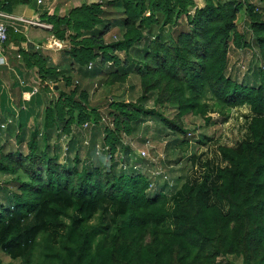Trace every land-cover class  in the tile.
I'll list each match as a JSON object with an SVG mask.
<instances>
[{
    "label": "trees",
    "instance_id": "obj_1",
    "mask_svg": "<svg viewBox=\"0 0 264 264\" xmlns=\"http://www.w3.org/2000/svg\"><path fill=\"white\" fill-rule=\"evenodd\" d=\"M6 2L0 7L10 12L11 0ZM242 10L249 27L244 31L237 23ZM42 16L52 26L50 34L67 43L59 64L41 46L23 49L27 39L15 29L9 28L4 43L10 64L32 77L36 71L35 85L59 95L46 99L27 154L12 143L8 150L0 147V173L14 183L10 205L0 203V250L21 264H217L229 256L242 257L243 264H264V0H204L202 7L195 0H101L64 15ZM182 17L186 22L174 29ZM114 29L119 36L108 40ZM255 46L262 63L258 74L241 81L228 75L231 48ZM85 68L100 85L113 87L139 75L142 90L136 101L109 102L112 126L91 103L90 86L75 83V76L83 80ZM62 83L73 88L63 89ZM246 105L258 113L249 125L251 140L218 147L228 164L218 168L213 193L227 203V212L209 202V176L185 183V196L170 208L168 195L179 179L173 187L165 182L153 189L158 178L135 168L128 156L127 169L113 162L122 132L139 133L147 117L158 119L174 136L185 135L177 141L182 148L190 141L186 115L209 128L225 123L232 107ZM157 106L172 108L175 117ZM90 123L103 128L108 153L100 154L95 137L90 146L100 162L109 155V167L58 162L49 150L51 136H68L74 125ZM13 129L8 123L0 134L8 139ZM18 129L20 143L23 125ZM213 140L203 135L198 143Z\"/></svg>",
    "mask_w": 264,
    "mask_h": 264
},
{
    "label": "rangeland",
    "instance_id": "obj_2",
    "mask_svg": "<svg viewBox=\"0 0 264 264\" xmlns=\"http://www.w3.org/2000/svg\"><path fill=\"white\" fill-rule=\"evenodd\" d=\"M99 1L101 0H53V3L59 5L57 13L64 15L72 7ZM195 1L200 7L204 5V0ZM254 1L258 3V0ZM193 11L194 10L191 12ZM247 20L248 18L242 10L237 20L240 31H244L249 28ZM185 22V17L180 18L177 23L178 25H176L174 29H177ZM171 31H173V28ZM115 35L119 36V31L117 29H114L112 32L107 34L106 37L108 40H111L115 38ZM251 35L252 32L249 33V37H251ZM57 42L59 43L55 37H52L49 42H47V45L45 46L46 48H41L43 53L49 56L55 64H59L61 62L62 57H64L63 51L67 47V43H64V47L59 48L57 46ZM134 53L135 51L133 54ZM229 57L227 74L237 77L240 81L245 75H257L258 68L262 67L258 48L256 46L254 48L244 47L241 49L232 47ZM33 75L35 78L37 77L36 71L33 72ZM80 75H82L83 80H81L79 76H75V83H77V80H80V85L90 86V101L92 104L100 106V111L106 118L103 119V121L108 119L107 121L110 123V126H112V119H110L107 115L110 110L109 102L111 100L115 101L116 99L128 102L136 101L141 95V82L139 75L137 74H133L124 85L114 87L104 84L100 85L97 82V78L92 79V72H87L86 68L83 72L80 71ZM25 77L33 80L29 71H26ZM36 86L40 89L39 85ZM62 87L66 90L73 88L65 87L64 83H62ZM36 93L37 94H35L31 100L34 104V109L30 112V114L25 111L22 112V110L20 113H17L15 109L13 114L11 113L12 116L9 117L11 114L8 113V115H5L4 111L0 108V132L2 129L6 128L7 123H14V129L10 135L11 137L7 139L5 132L0 134V147L7 145L8 150L11 147L10 143H12L15 145L14 149L19 148L24 154L28 153L27 143L30 139L32 131L37 127H41L46 99L53 97L57 98L59 95V92L56 90L47 94L43 93L40 89V92L38 91ZM207 101L210 103L214 102V100L211 99ZM147 106L150 108L154 107V99L150 100ZM156 108L163 110L171 119L175 117L176 111L172 108H160L159 106ZM22 113L27 114L23 117ZM256 115H258V113L253 112L250 106L232 107L230 118L225 123L209 128L204 127L202 119L191 114L186 115L183 118V123L185 128L189 131L188 137L190 138V141L188 146L185 145L182 148L177 144V141L179 139L180 141L181 139H184L185 135L174 136L175 134H171L170 129L163 126L158 119L150 116L145 118L142 122V127L139 133L126 135L122 132L121 143L117 144L119 148L115 153L113 162L118 161L119 170L121 168L127 169L128 163L125 160L126 156H128L130 158V164L135 168L145 172L149 171L152 176L156 179L158 178V181L153 185V189L157 187L161 188L164 186L165 182L173 187V184L177 183V179H179L177 189H175V191H171L168 195V205L170 208L174 206V202L176 200L185 196L183 190L185 183L194 185L195 183L201 182L205 176H209L210 178L206 196L210 203H218L223 210L227 212V203L218 201L213 193L214 188L218 184V180L216 179L218 168L225 167L228 164L222 159L218 147L220 145L239 146L241 142L251 140L249 125L252 118ZM105 124L103 123V126ZM3 125H5V127ZM19 125H23L21 135L24 137L21 139L20 143H17L15 134L19 131ZM104 135L103 128L96 124L90 123L84 124L83 126L74 125L71 134L68 136L62 135L59 137V134L55 132L49 140V150L54 155H57L58 162L66 165L68 163L75 165V163L79 160V168H82L85 165L89 166L90 164L87 163L108 168L109 166L105 163L111 164L112 162L109 155L106 156L103 162H100L95 154L96 151L90 146L91 138L95 137L97 150L99 149L98 151L100 154H107L109 149L108 147H104L102 142ZM203 135H206L207 137L210 136L214 138V140L208 142L206 145H202L198 143V141L203 138ZM71 142L73 143L71 144ZM39 148L41 151L45 148L42 138L40 139ZM143 150L147 151L146 155H142ZM164 163H166L167 166H164ZM10 180L11 182H9ZM7 182L9 183L7 184ZM13 186L14 183H12V176L0 173V203L3 202L6 207L10 205L9 200H11ZM0 259L3 264H21V260L13 259L1 250ZM217 264H243V258L229 256L228 258L219 259Z\"/></svg>",
    "mask_w": 264,
    "mask_h": 264
},
{
    "label": "crops",
    "instance_id": "obj_3",
    "mask_svg": "<svg viewBox=\"0 0 264 264\" xmlns=\"http://www.w3.org/2000/svg\"><path fill=\"white\" fill-rule=\"evenodd\" d=\"M6 3V0H3L0 2V6ZM58 9L59 5L54 4L53 0H42L41 3H39L38 0H11V11H5L9 17H3L0 20L7 22L11 29H15L17 33L26 37L27 41L23 42L21 45L23 49L27 50L30 47L29 44L35 45L36 47L41 46L45 49L47 42H49L50 38L53 36L49 32L52 26L47 23L42 15L45 13L52 15L55 12L57 13ZM30 19H40L43 23L50 25V27L25 22ZM57 40L60 42H57V46L63 48L64 43L59 39ZM10 47L18 49V45L14 43H12ZM1 57L4 63L0 64V108L4 111L5 115H8V113L13 114L15 109L17 113H20L22 110V112L25 111L30 114L34 109V104L31 100L35 94H37L32 93V88L36 86L35 81L37 79L34 76L33 80L28 79V77L26 78L25 74L27 70L19 65L10 64L11 52L8 48L2 52ZM29 96L31 97L30 101L27 100ZM12 114L9 117H11ZM22 114L23 117L26 116V114Z\"/></svg>",
    "mask_w": 264,
    "mask_h": 264
},
{
    "label": "built area",
    "instance_id": "obj_4",
    "mask_svg": "<svg viewBox=\"0 0 264 264\" xmlns=\"http://www.w3.org/2000/svg\"><path fill=\"white\" fill-rule=\"evenodd\" d=\"M2 1L3 0H0V2H2ZM38 2L41 3L42 0H38ZM3 17L4 18H8L9 15L0 8V19L3 18ZM25 22H29V23L40 25V26H44V27H50V25L43 23L40 19H38V20L30 19V20H26ZM9 28H10V25L7 22H4V21L0 20V64L4 63V60L1 57V54H2V52L5 51L4 43L9 38ZM33 89H34V91H32V93L38 92V87L37 86H35ZM30 99H31V97H30ZM30 99H27V100H30ZM3 126L5 127V125H3ZM146 154H147V151L143 150L142 155H146Z\"/></svg>",
    "mask_w": 264,
    "mask_h": 264
},
{
    "label": "bare ground",
    "instance_id": "obj_5",
    "mask_svg": "<svg viewBox=\"0 0 264 264\" xmlns=\"http://www.w3.org/2000/svg\"><path fill=\"white\" fill-rule=\"evenodd\" d=\"M60 43V42H59ZM62 44V43H61ZM31 96V95H30ZM30 96L29 97H27L28 99H30Z\"/></svg>",
    "mask_w": 264,
    "mask_h": 264
}]
</instances>
